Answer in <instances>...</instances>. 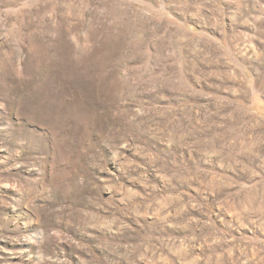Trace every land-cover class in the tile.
<instances>
[{
  "label": "rangeland",
  "instance_id": "rangeland-1",
  "mask_svg": "<svg viewBox=\"0 0 264 264\" xmlns=\"http://www.w3.org/2000/svg\"><path fill=\"white\" fill-rule=\"evenodd\" d=\"M0 264H264V0H0Z\"/></svg>",
  "mask_w": 264,
  "mask_h": 264
}]
</instances>
